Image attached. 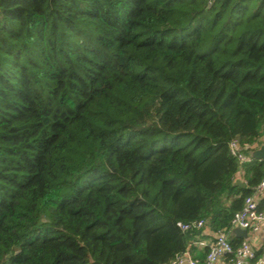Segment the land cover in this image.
<instances>
[{
	"label": "trees",
	"instance_id": "16d2710c",
	"mask_svg": "<svg viewBox=\"0 0 264 264\" xmlns=\"http://www.w3.org/2000/svg\"><path fill=\"white\" fill-rule=\"evenodd\" d=\"M263 134L264 0H0V264H170Z\"/></svg>",
	"mask_w": 264,
	"mask_h": 264
},
{
	"label": "built area",
	"instance_id": "2783aa9c",
	"mask_svg": "<svg viewBox=\"0 0 264 264\" xmlns=\"http://www.w3.org/2000/svg\"><path fill=\"white\" fill-rule=\"evenodd\" d=\"M229 150L241 163L248 161V157L241 151L236 139L229 142ZM255 191L264 193V175L255 187ZM264 223V210H259L253 195L244 198L242 207L235 211L230 220L229 228L214 230L213 240L207 245L204 259L200 260L185 252L177 255L170 264H213L221 259L227 258L232 264H243L246 259L253 260L254 264H264V253L257 255L255 249L246 237L237 246H233L229 240V233L235 227L244 228L249 231H257L260 224ZM207 224L205 219L194 220L189 223H178L183 231L199 230ZM204 245L202 241H192V243Z\"/></svg>",
	"mask_w": 264,
	"mask_h": 264
},
{
	"label": "crops",
	"instance_id": "0c3cea01",
	"mask_svg": "<svg viewBox=\"0 0 264 264\" xmlns=\"http://www.w3.org/2000/svg\"><path fill=\"white\" fill-rule=\"evenodd\" d=\"M263 141H264V134L259 140V142L261 143L259 145L254 144L252 146L254 147L253 149L258 148L261 144H264L262 143ZM247 157H248V161L246 162H249L251 157L250 155ZM233 182L234 184H236L237 182L241 183V185L237 184L239 187L245 186L246 181L244 179V169L242 167H240L235 173ZM252 195L254 196L257 202L258 209L264 210V193L254 191ZM232 197L233 196H231L230 190H228L219 198L220 203L223 206H227L230 203ZM214 230L215 229H213L208 222L205 226H203V228L199 229V234L196 236L195 241H202L204 242V245H199L197 243L191 242L187 247V251L190 253V255L200 260L204 259L205 251L208 249L207 245L213 240ZM244 238L246 237L240 236L238 235V233H233L232 231L229 233L230 242H238L239 244L241 240H243ZM247 238L249 239L250 244L255 249L257 255H261L264 253V223L260 224V227L257 231L252 232L247 230ZM213 264H232V263H230L227 258H224ZM243 264H254V262L253 260L246 259L243 261Z\"/></svg>",
	"mask_w": 264,
	"mask_h": 264
},
{
	"label": "water",
	"instance_id": "95a60500",
	"mask_svg": "<svg viewBox=\"0 0 264 264\" xmlns=\"http://www.w3.org/2000/svg\"><path fill=\"white\" fill-rule=\"evenodd\" d=\"M251 158L254 159H264V144H261L258 148L253 149L249 152ZM236 184L241 185V183L237 182ZM233 233H238V235L247 237V230L240 227H235L232 229Z\"/></svg>",
	"mask_w": 264,
	"mask_h": 264
}]
</instances>
